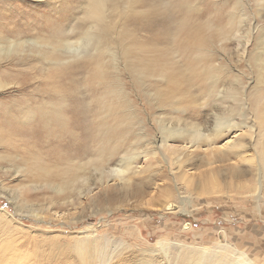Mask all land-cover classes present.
Instances as JSON below:
<instances>
[{"label":"rangeland","instance_id":"1","mask_svg":"<svg viewBox=\"0 0 264 264\" xmlns=\"http://www.w3.org/2000/svg\"><path fill=\"white\" fill-rule=\"evenodd\" d=\"M88 1L0 0V37L43 45L0 58V245L78 264L88 234L93 264L160 244L154 264L219 247L264 264V0H113L100 22ZM72 111L73 139L55 120ZM228 122L213 143H161Z\"/></svg>","mask_w":264,"mask_h":264},{"label":"bare ground","instance_id":"2","mask_svg":"<svg viewBox=\"0 0 264 264\" xmlns=\"http://www.w3.org/2000/svg\"><path fill=\"white\" fill-rule=\"evenodd\" d=\"M113 2H114L113 0H89L87 2L86 13L88 14L89 17L97 19L100 22L102 19L103 13H105L107 11V6L109 4H110V6H112ZM87 14H85V15H87ZM83 42L84 41H80V39H79L78 43L80 45H83ZM66 44H68V43H66ZM28 46L29 47L31 46V48L36 47V49H38V51L43 47V45L42 46L39 45L36 41L30 40V42H29L28 40H24V39L23 40L20 39L18 41H9V40L4 39L3 37H0V58L4 57V56H8V55L20 54L24 50L28 49L29 48ZM4 86L5 85H2L0 83V89L3 88ZM260 105H261L260 114H263L264 113V103H261ZM75 118H78V113L76 111H72L71 112V120H70L71 122L67 123V125L64 123V120L62 118H60V115H59L58 119H55L57 126L60 125L59 127H60V130L62 131V133L67 134L71 139L77 138L76 133H78V132L75 133V130H76V124L74 122ZM45 120L49 121V118L45 119ZM43 123L41 125H44ZM257 123H258V129L260 131L263 130V132H264V117H262V116L259 117ZM245 124L247 125L248 123H245ZM254 127H255L254 124L250 128L248 126H245L246 132H244V134L245 133L248 134L250 136V138H253L254 133H255V135L258 136V132H254L252 130ZM213 128L214 129H212L211 134H209V133L205 134L201 128L196 127L195 132H194L196 134V136L192 139H189L188 137L186 138L185 136H182V132H180V133L179 132H167L166 133L167 136L164 138L162 137L161 143L163 146H166L168 139L173 138L174 136H179V138L183 139L184 141H186L187 144H190L192 146L197 145V143L199 141H204L206 144L207 143H213V141H215L216 139H219V138L227 135L228 133L232 132L233 130H236V129L238 130L239 128H242V127L239 126V123H229L228 122V123H214ZM239 130H241V129H239ZM85 132H87L86 129H85ZM54 134H55V132H54ZM56 134L58 135L59 133H56ZM240 134H241V136H244L243 133H240ZM87 135L88 134H84V136L82 138H84ZM193 139H194V141H193ZM242 146L243 145L236 142V140H235L233 142V144H230L226 148H227V150H232V149L241 148ZM254 154H255V158H256V165L258 167L257 169H259V168L264 169V139H262L261 142L256 141V147L254 149ZM221 159L224 160L225 156H223ZM125 172L126 171H124V170L118 171L117 175L118 176L124 175ZM0 218H2V217H0ZM35 218H37V215H35ZM8 222H13V220L11 218H9ZM0 225H1V227L2 226L4 227V229L2 231V235H4V233H8V229H9L8 225L2 224V222H0ZM223 236H224V239L227 238L226 234H224ZM11 239L6 240L3 244H1L2 246L0 245V253H2L1 256H3V258L5 259V261H2L3 260V258H2L0 261V264L1 263H3V264H66V262L64 261V258H63V257H65L64 250H62L63 252L58 253V254H61L60 256L52 253V250L54 251V249L60 248L59 244H57V243L54 244V246L52 247V250H50V252H48V253L43 252V254H42V252H40L39 247H37V245H35L33 243L35 249H33V251L31 249L32 253L27 252L29 254V256L25 257V255L23 254L22 251L17 250V248L15 249L16 245H14V242H16V241L11 240ZM92 243H94V241L92 240V238H90V235L86 234L80 238H77L76 241H74V245L73 246L71 245L73 248V249L72 248L71 249L74 252V254L77 255V257L78 256L80 257V260L78 259L80 261L78 264H93L92 258H93V256H95V248L90 247V244H92ZM6 246L12 247L11 249H14V251H16V253H14V255L4 257L5 254L3 253V250L6 249ZM217 249L219 250L218 252L210 251V250H206V249H200V250L189 249L184 254L182 264H251L250 261L247 262V259L245 258L244 254H239V252H237L234 248H233L234 251H232V252L230 250H225V247H219ZM226 249H227V247H226ZM165 250L168 251L169 249L166 248L165 244H160V245H157L155 249L152 248L149 250L147 249V250L135 252V255L133 256L131 263H133V264H154L155 255H157L159 253H163V252H165ZM190 250H193V255L189 258L188 254H189ZM59 251H61V250H59ZM31 257L35 258L34 259L35 261L32 263L26 262V258L31 259ZM105 262H106V259H104V264H105ZM109 262H110V260H108V263L106 262V264H111Z\"/></svg>","mask_w":264,"mask_h":264},{"label":"water","instance_id":"3","mask_svg":"<svg viewBox=\"0 0 264 264\" xmlns=\"http://www.w3.org/2000/svg\"><path fill=\"white\" fill-rule=\"evenodd\" d=\"M220 238H222V237H220Z\"/></svg>","mask_w":264,"mask_h":264}]
</instances>
